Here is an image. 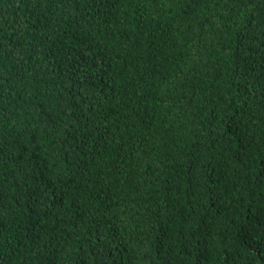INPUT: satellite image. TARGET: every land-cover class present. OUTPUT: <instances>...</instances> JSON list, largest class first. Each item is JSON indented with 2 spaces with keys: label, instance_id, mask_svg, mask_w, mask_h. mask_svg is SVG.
<instances>
[{
  "label": "trees",
  "instance_id": "16d2710c",
  "mask_svg": "<svg viewBox=\"0 0 264 264\" xmlns=\"http://www.w3.org/2000/svg\"><path fill=\"white\" fill-rule=\"evenodd\" d=\"M0 264H264V0H0Z\"/></svg>",
  "mask_w": 264,
  "mask_h": 264
}]
</instances>
